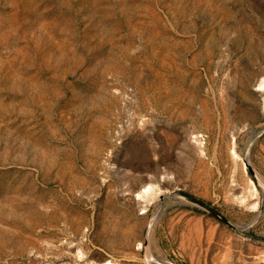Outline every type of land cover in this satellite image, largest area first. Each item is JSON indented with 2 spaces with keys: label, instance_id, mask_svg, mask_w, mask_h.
Returning a JSON list of instances; mask_svg holds the SVG:
<instances>
[{
  "label": "rangeland",
  "instance_id": "1",
  "mask_svg": "<svg viewBox=\"0 0 264 264\" xmlns=\"http://www.w3.org/2000/svg\"><path fill=\"white\" fill-rule=\"evenodd\" d=\"M263 87L264 0H0V264H264Z\"/></svg>",
  "mask_w": 264,
  "mask_h": 264
},
{
  "label": "bare ground",
  "instance_id": "2",
  "mask_svg": "<svg viewBox=\"0 0 264 264\" xmlns=\"http://www.w3.org/2000/svg\"><path fill=\"white\" fill-rule=\"evenodd\" d=\"M262 85H263V84H262ZM263 89H264V87H263L261 90H258V93H263V92H264ZM240 160H241V159H240ZM246 162H247V161H242L243 166H245V163H246ZM254 173H255V172H254ZM255 176H256V174H255ZM256 177H257V176H256ZM257 179H258V178H257ZM258 180H259V179H258ZM259 181H260V180H259ZM145 193H148V192L144 191V194H145ZM142 194H143V193H142ZM140 196H141V195H140ZM140 196H139V197H140ZM255 206H256V205H255ZM255 208H256V207H254V209H255ZM254 209H253V210H254Z\"/></svg>",
  "mask_w": 264,
  "mask_h": 264
},
{
  "label": "water",
  "instance_id": "3",
  "mask_svg": "<svg viewBox=\"0 0 264 264\" xmlns=\"http://www.w3.org/2000/svg\"><path fill=\"white\" fill-rule=\"evenodd\" d=\"M249 170L251 171V172H253V170L249 167Z\"/></svg>",
  "mask_w": 264,
  "mask_h": 264
}]
</instances>
